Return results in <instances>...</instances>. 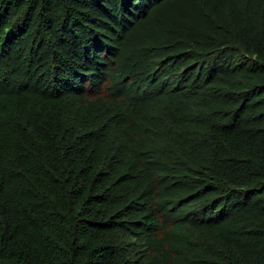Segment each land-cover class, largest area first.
<instances>
[{
	"label": "trees",
	"instance_id": "obj_1",
	"mask_svg": "<svg viewBox=\"0 0 264 264\" xmlns=\"http://www.w3.org/2000/svg\"><path fill=\"white\" fill-rule=\"evenodd\" d=\"M0 264H264V0H0Z\"/></svg>",
	"mask_w": 264,
	"mask_h": 264
}]
</instances>
